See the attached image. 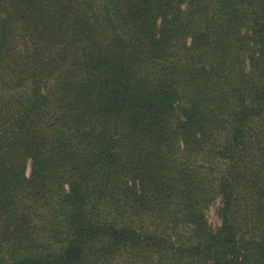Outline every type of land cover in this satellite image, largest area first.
Here are the masks:
<instances>
[{
  "label": "trees",
  "instance_id": "obj_1",
  "mask_svg": "<svg viewBox=\"0 0 264 264\" xmlns=\"http://www.w3.org/2000/svg\"><path fill=\"white\" fill-rule=\"evenodd\" d=\"M0 264H264V0H0Z\"/></svg>",
  "mask_w": 264,
  "mask_h": 264
},
{
  "label": "rangeland",
  "instance_id": "obj_2",
  "mask_svg": "<svg viewBox=\"0 0 264 264\" xmlns=\"http://www.w3.org/2000/svg\"><path fill=\"white\" fill-rule=\"evenodd\" d=\"M221 206V199L218 198L213 204L210 205V207L206 210V217L209 221V225L213 229H218L222 225V220L219 216V209Z\"/></svg>",
  "mask_w": 264,
  "mask_h": 264
}]
</instances>
